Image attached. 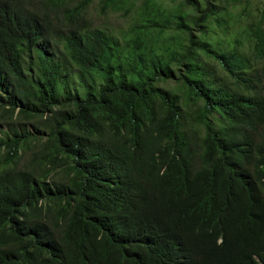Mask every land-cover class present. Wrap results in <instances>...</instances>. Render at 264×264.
<instances>
[{
	"label": "trees",
	"instance_id": "obj_1",
	"mask_svg": "<svg viewBox=\"0 0 264 264\" xmlns=\"http://www.w3.org/2000/svg\"><path fill=\"white\" fill-rule=\"evenodd\" d=\"M42 2L0 0V264H264V0Z\"/></svg>",
	"mask_w": 264,
	"mask_h": 264
},
{
	"label": "rangeland",
	"instance_id": "obj_2",
	"mask_svg": "<svg viewBox=\"0 0 264 264\" xmlns=\"http://www.w3.org/2000/svg\"><path fill=\"white\" fill-rule=\"evenodd\" d=\"M89 11V17L93 22V26L97 28H107L108 31L114 32V35H117L121 32H125L131 29V27L136 23L135 13H132L125 17L124 11L114 13L112 11H107L105 14L99 12L98 4H96ZM21 5L23 7L30 8L32 10L38 11L40 13H49L53 15L52 8L45 9V4L42 0H21ZM241 12L234 13V15L239 16ZM250 14H253V19L247 21L246 16L243 19L236 20V23L232 22L231 29L232 33H235L232 39L228 40L230 46H233L239 54L245 55L248 52V48L244 43L250 36L249 26L251 22L256 21L259 15L257 14V10L252 11ZM61 20V14H60ZM59 21H55L54 26H59ZM230 29V30H231ZM235 40H238L240 43L235 45ZM44 46V45H43ZM222 76V74H220ZM230 80L229 82H231ZM264 81V80H263ZM5 129V127H3ZM29 156L25 155L24 159L18 162V168H23V166L27 163Z\"/></svg>",
	"mask_w": 264,
	"mask_h": 264
}]
</instances>
